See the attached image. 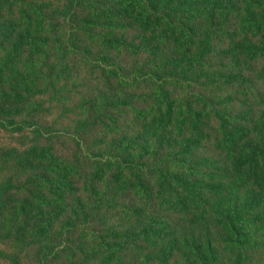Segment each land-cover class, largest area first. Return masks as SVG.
Segmentation results:
<instances>
[{"label":"rangeland","instance_id":"obj_1","mask_svg":"<svg viewBox=\"0 0 264 264\" xmlns=\"http://www.w3.org/2000/svg\"><path fill=\"white\" fill-rule=\"evenodd\" d=\"M10 1L0 8V20L10 10L21 22L29 13L33 26L29 34L39 37L37 47L29 50L27 44L21 51L20 69L12 76L18 80L32 62L42 65V71L37 75L39 89L32 90L30 100L18 112L5 107L0 113V249L5 253L0 264H12L7 251H19L22 264H39L37 245L18 239L26 229L1 221L19 202L28 201L29 177L45 171L53 157L74 170L59 219L65 224L72 219L66 205L68 201L76 205L79 197L92 213L88 220L74 217V221H90L96 214L88 225L78 223L69 235L57 220L64 228L63 245L76 256L82 255L83 243L92 240L94 228H113L108 230L113 235L121 225H135L136 230L155 217L158 232L129 240L123 264L162 260L204 264L195 254L187 255L188 246L174 243L192 235L196 241L212 237L217 264H264L260 229L253 230L242 247L229 244L226 230L211 211L204 216L200 208H182L186 190L175 177L184 171L175 155L187 144L198 157L219 159L223 172L233 175L248 168L255 147L263 148L258 156L264 164V0ZM125 2L133 5L136 16L130 15ZM139 6L153 14L157 29L145 31L138 25L143 19ZM96 11L99 15L89 34L87 23ZM1 25L3 42L10 28L3 30ZM167 26H179V37L183 36L177 45L162 29ZM192 50L200 52L198 61H192ZM221 114L242 128L233 148L221 138ZM152 118L163 123L153 129ZM248 145L253 148L245 166L235 170ZM9 150L17 160L6 158ZM34 151L47 153L18 164ZM249 185L231 197L242 200ZM53 194V188L41 187L34 209L46 205L54 209ZM41 215L38 212L36 219ZM86 256V262L93 264L100 253ZM62 262L63 257L56 260L49 255L44 264Z\"/></svg>","mask_w":264,"mask_h":264},{"label":"trees","instance_id":"obj_2","mask_svg":"<svg viewBox=\"0 0 264 264\" xmlns=\"http://www.w3.org/2000/svg\"><path fill=\"white\" fill-rule=\"evenodd\" d=\"M99 1L106 3L110 0ZM126 4H128L126 8L130 11V15L136 16L137 14L133 5L131 3ZM2 5H11V1L0 0V8ZM23 8L26 7L23 6L20 10ZM139 9L140 14L143 15V19H140L138 25L145 31L157 29L156 26L158 23L154 22L153 14L144 6H139ZM12 14H14V11L10 10L8 15L0 20L3 30L4 26L10 28L7 34H3L5 35L3 42L2 37H0V43L2 42L1 46L3 48V54L0 56V113L5 110V107H11L15 109V112H18L25 105V102L30 100L32 90L34 88L39 89L40 79L37 78V75L42 71V65L38 67V63L32 62L26 66L25 70L27 72L24 71V74L18 80L12 76V72L20 69L18 63L21 61V51L27 47V44H29L28 49L33 50V48L38 46L37 43L39 42L37 35L29 34L33 29L31 23L32 16L27 13L25 21L21 22V19H15L12 17ZM98 15L96 11L93 13L94 19L89 18L86 30L89 34L95 25ZM33 18L37 22V16H33ZM177 28L175 29L173 26L171 28L168 26L165 28L162 27L166 34L170 33L176 40V45L183 36L181 35L179 37V26ZM11 32H16L17 34H10ZM21 38L23 39L21 40ZM153 39L155 41V35H153ZM9 41H11V46H7L6 44ZM195 44L198 48H201V43L195 42ZM145 45L152 46L150 41H146ZM154 46H157V44ZM59 51L63 53V49H59ZM192 52H194L192 61H198L200 52L198 50H192ZM51 72H54V68L51 69ZM115 105L119 108V105ZM114 115L116 116L115 112ZM221 117V138L224 143L233 148L235 142L241 137L242 128L237 124H233L229 116L221 114ZM0 122L2 123L3 121L0 119ZM162 123L161 119L152 118L150 126L156 129ZM145 136L150 137L151 135L145 133ZM138 137H140V134ZM148 142L142 149H144ZM171 148L173 149V147ZM252 148L253 146L251 145H248L247 149L243 147L242 153L238 157L235 170L245 166ZM179 149L182 152L178 153L175 150L178 153L175 157L184 166V171H178L175 177L176 180L182 181L181 186L186 190V195L181 200V202L185 203L182 205V208H200L204 216L206 212L211 211L214 216H217L218 223L222 226L223 230H226L224 237L231 245L238 244L242 247V242L251 235L253 230L260 229L264 234V164L261 163L260 157L258 156L259 153L263 152V148H253V157L249 159L250 165L236 175H233V172H223L224 164L219 159L198 157L197 153L191 150L188 144L186 145V149L183 147ZM10 150L7 152L6 158L12 157L14 160H17L18 155H10ZM44 153H47V151H34L30 156L21 158L18 164L30 160L36 154L43 155ZM153 155H151L152 158L155 156ZM257 170H260L259 174H257ZM32 171L34 172V169ZM73 172L74 170L71 166L61 164L56 157H53L45 171L29 177L30 194L27 196L28 201L19 202L20 206L14 207L1 223L9 227L22 226V228L26 229V232L20 234L18 239L24 243H35L37 245L39 264H44L48 261L49 255H55L56 260L57 258L63 257L61 264H66L68 258H71L69 259L70 264H88L86 262L88 259V256H86L87 253H91L93 256H97L100 253L99 259L93 264H123L124 262L120 260L129 240H134L136 237L143 238L144 236H149V232L151 231L157 233L156 223L158 219L153 217L151 222L145 223L143 226L137 225L136 230L135 225H121L113 231V235L108 231L113 230V228H107V226L94 228L91 230L93 234L92 240H86L82 245V255L76 256L71 247L66 244L63 245L62 237L64 228L58 227L57 224V220L62 221L59 217L65 209L66 193L71 186L68 180L72 177ZM251 176H253V179L249 181ZM248 182H250V185L247 188L244 198L242 200L233 199L231 194L237 193L239 187L244 186ZM43 186L55 190V194L51 195L50 198L51 200L54 199L57 201L54 209H50L47 205L44 208L39 207L38 210L34 209V200L39 197V191ZM57 186L59 187L58 191ZM31 188H34L37 192L34 193ZM66 206H68L66 210L68 212L70 211L72 215L69 216L72 219L66 221V224L62 221L66 226L65 229L68 230V235L78 223L88 225L95 219L96 214L90 221H74V217L88 220L92 213L88 204L80 197L77 198L76 205L68 201ZM38 212L44 216L41 215L36 219ZM47 221L56 222L57 227H54L50 222L47 223ZM103 232H106L105 237L101 236ZM211 238L207 235L205 239L196 241L192 235L183 237L182 239H175L174 243H181L188 246L189 251L187 255L195 254L196 259L202 261L204 264H217L216 252ZM68 250H71L72 253H67ZM10 252L7 251L8 259L10 261L12 260V264L16 262L22 264L20 262L22 261L20 252ZM4 254V251L0 249V256ZM165 261L162 260L161 264H164Z\"/></svg>","mask_w":264,"mask_h":264}]
</instances>
